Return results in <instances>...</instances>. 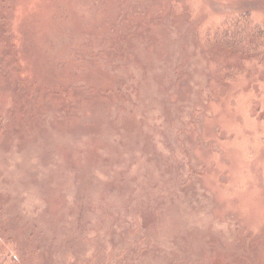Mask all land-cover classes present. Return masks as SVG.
<instances>
[{
    "label": "rangeland",
    "instance_id": "1",
    "mask_svg": "<svg viewBox=\"0 0 264 264\" xmlns=\"http://www.w3.org/2000/svg\"><path fill=\"white\" fill-rule=\"evenodd\" d=\"M243 12L264 0H0L1 253L264 264V48L212 38Z\"/></svg>",
    "mask_w": 264,
    "mask_h": 264
},
{
    "label": "trees",
    "instance_id": "2",
    "mask_svg": "<svg viewBox=\"0 0 264 264\" xmlns=\"http://www.w3.org/2000/svg\"><path fill=\"white\" fill-rule=\"evenodd\" d=\"M218 31L212 38L215 37L217 42L223 41L224 46L227 48L245 47L246 55H248V49L255 52L264 48V22L254 21L250 12L235 14L227 24V32L219 34ZM262 56H264V53ZM11 259L0 251V264H18V262H13Z\"/></svg>",
    "mask_w": 264,
    "mask_h": 264
}]
</instances>
